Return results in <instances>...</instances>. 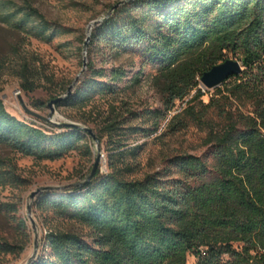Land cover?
I'll return each instance as SVG.
<instances>
[{"label": "trees", "instance_id": "obj_1", "mask_svg": "<svg viewBox=\"0 0 264 264\" xmlns=\"http://www.w3.org/2000/svg\"><path fill=\"white\" fill-rule=\"evenodd\" d=\"M2 18L46 41L71 32L31 4ZM92 38L110 54L139 58L136 81L145 67H153L165 105L186 101L167 130L187 128L188 122H175L188 116L206 131L209 151L176 155L166 170L129 179L135 168L128 159L138 148H126L124 139L127 131L143 128L108 117L98 137L111 142L110 172L99 170L80 187L41 191L36 201V208L88 230L50 231L33 264H187L191 255L196 264H264V0H129L95 28ZM228 59L240 61L244 70L213 93L204 91L205 72ZM90 72L56 102L59 107L82 110L97 95L117 93L114 82L127 76L123 68H114L108 80L106 72ZM146 113L163 116L161 109ZM59 128L19 119L0 98L3 148L36 160L52 161L74 150L94 155L93 136L85 128L70 123ZM7 162L0 159V186L22 183L12 169L2 170ZM24 249L0 240V253Z\"/></svg>", "mask_w": 264, "mask_h": 264}, {"label": "rangeland", "instance_id": "obj_2", "mask_svg": "<svg viewBox=\"0 0 264 264\" xmlns=\"http://www.w3.org/2000/svg\"><path fill=\"white\" fill-rule=\"evenodd\" d=\"M122 1L125 0H0V98L9 112L19 119L35 120L44 127L60 130L61 124L76 123L88 127L97 137L99 126L108 117L127 118L126 127L143 128L136 133L127 131L124 139L126 148H138V154L128 159L135 168L128 178L141 179L147 173L169 168L170 159L176 155L203 156L209 147L204 144L206 131L188 116L175 122H188L187 128L175 133L167 130L175 114L187 107L186 101L176 100L172 108L165 105L160 88L153 81L156 74L153 67H145L140 80L136 81L133 77L141 68L139 58L128 53L110 54L103 45H93L95 28L107 18L110 9ZM26 4L39 9L48 21L67 27L71 32L46 41L15 28L2 18ZM86 42L88 45L85 47ZM90 68L106 72L104 80L110 78L114 68H123L127 76L119 83L114 82L117 93L97 95L91 105L82 110L59 107L56 103L51 106L56 96H64L69 87H80L90 76ZM206 89L203 88L204 91ZM209 90L213 93L214 89ZM209 97L210 94H206L203 100L208 102ZM241 108L247 111L250 106ZM149 109H161L163 116L155 119L146 113ZM130 112H137L139 116L130 117ZM98 140L92 137L93 156L84 150H74L52 161L22 156L0 146V159L8 161L2 170L12 169L23 179L22 183L12 181L0 186V240L25 246L23 252L0 253V264H24L33 254L35 232L28 213L29 206L39 228L40 243L56 229H75L83 233L88 230L74 220L36 208L38 195L35 198L31 196L41 188H65L83 183L99 156L97 171L109 173L111 142L107 137L102 141L98 137ZM43 249L44 243L37 258ZM196 262V256L191 255L187 264Z\"/></svg>", "mask_w": 264, "mask_h": 264}, {"label": "water", "instance_id": "obj_3", "mask_svg": "<svg viewBox=\"0 0 264 264\" xmlns=\"http://www.w3.org/2000/svg\"><path fill=\"white\" fill-rule=\"evenodd\" d=\"M127 1L129 0H125L122 1L116 5H114L110 10L109 15L107 16V18L110 17V15L113 13L114 9L117 8L118 6L125 4ZM107 18H105L104 20H106ZM88 45V43L86 42L85 47ZM244 70V68L241 65V62L238 61L237 59H228L224 62H221L218 65H215L210 71L205 72V74L203 75V77L201 78V85L202 88H207V89H215L218 87H221L222 83L228 79L230 76L236 75L241 73ZM73 87H69L66 95L64 96H60L56 99H54L51 102V106L53 105V103H56L57 101L63 99L64 97H66L67 95L71 94L73 92ZM73 124L75 126L81 127L80 125L76 124V123H70ZM90 134H92L93 139L96 140L97 142L98 137L96 136V134L93 133V131L91 129H89L88 127H84ZM81 127V128H82ZM99 161H100V156L97 158L96 163H95V167L93 168L91 174L84 179L83 183H79V184H75V185H71L69 187H65V188H55V187H46V188H41L38 192H34L32 194V198H35L39 192L41 191H53V189H61V190H69L71 188H76V187H80L82 186L84 183L90 181V179L96 174L98 168H99ZM28 213L31 217V221H32V225L34 228V232H35V249L33 254L28 258V260L24 263V264H33L34 261H36L37 256L39 254V250L41 247L40 241H39V228H37V224L34 220V218L32 217V213H31V206H29L28 208Z\"/></svg>", "mask_w": 264, "mask_h": 264}]
</instances>
